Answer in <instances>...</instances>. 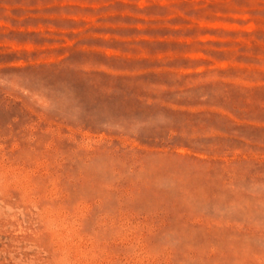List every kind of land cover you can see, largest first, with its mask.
I'll return each mask as SVG.
<instances>
[{"label":"rangeland","instance_id":"rangeland-1","mask_svg":"<svg viewBox=\"0 0 264 264\" xmlns=\"http://www.w3.org/2000/svg\"><path fill=\"white\" fill-rule=\"evenodd\" d=\"M0 264H264V0H0Z\"/></svg>","mask_w":264,"mask_h":264}]
</instances>
